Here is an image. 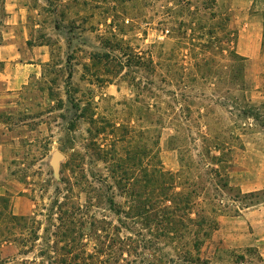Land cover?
Instances as JSON below:
<instances>
[{
  "label": "rangeland",
  "instance_id": "rangeland-1",
  "mask_svg": "<svg viewBox=\"0 0 264 264\" xmlns=\"http://www.w3.org/2000/svg\"><path fill=\"white\" fill-rule=\"evenodd\" d=\"M16 1L23 8L24 41L42 45L24 50V58L42 53L45 62L9 116L23 124L13 130L8 163L33 208L26 222L8 214L0 221V244H11L0 251V264L32 260L43 241L24 253L33 245L30 232L42 234L52 201L63 195L85 206L87 180L101 188L93 196L102 193L86 205L88 215L120 226L118 217L125 218L115 209L126 207L125 199L97 153L123 156L129 144L141 142L149 148L144 166L176 173L184 159L194 175L207 179L217 227L200 257L209 264H264V244H251L255 232L264 233V101H251L246 63L239 72L233 58L238 25H264V0ZM118 43L140 58L123 68L117 59L92 58ZM202 135L211 141L208 154ZM209 155L216 159L209 162ZM210 166L226 179L224 187L213 185ZM130 168L137 172V161ZM120 234L129 231L121 225ZM92 245L88 240L86 249ZM163 251L172 259L160 264H185L170 247ZM135 259L130 264L144 263Z\"/></svg>",
  "mask_w": 264,
  "mask_h": 264
},
{
  "label": "trees",
  "instance_id": "trees-1",
  "mask_svg": "<svg viewBox=\"0 0 264 264\" xmlns=\"http://www.w3.org/2000/svg\"><path fill=\"white\" fill-rule=\"evenodd\" d=\"M114 46L112 51L94 53L92 58L104 62L117 59V64L122 68L132 58H140L128 46L123 47L119 43ZM116 50L119 55H112ZM120 57H124L125 61H120ZM233 58L241 63L238 64L240 72L245 59L236 51L233 52ZM89 122L93 123V118ZM202 143L203 149L207 154L210 153L209 137L202 135ZM213 146L216 148L218 145ZM148 151V146L143 142L137 146L129 144L123 156H115V152L109 155L108 151L98 150V158L108 164L107 177L125 199L126 207L117 206L115 209L116 213L123 214L125 218L118 217L120 226L111 228L105 220L88 215L87 206L93 198L100 199L102 193L93 196L91 192L101 188H95L87 180L84 184L87 206L73 201L67 194L61 200L57 198L52 201L47 215L48 226L43 228L42 234L35 230L30 232L32 236L29 240H33V245L24 253L32 251L34 241L38 239L43 241V245L27 264H130L137 257L143 264H160L163 260L172 259L163 251L164 245L170 247L174 255L181 257L185 264H209L210 259L200 257V250L217 227L214 215L218 209L214 196H209L207 192V179L199 173L194 175V165L184 159H181L182 167L176 173L161 170L159 164L144 166L142 158ZM208 158L211 162L216 156L209 155ZM136 161L139 169L132 172L130 164ZM206 172L210 174L208 177L213 180V185L224 187L227 184L217 168L210 166ZM177 186L179 189L175 190ZM233 195L238 196V193ZM108 200L115 205L112 197ZM9 216L10 219H21L24 222L31 219L30 215ZM127 221L132 227H128ZM121 225L129 234H120ZM88 240L93 241L91 251L86 249ZM145 251L150 258L146 257Z\"/></svg>",
  "mask_w": 264,
  "mask_h": 264
},
{
  "label": "crops",
  "instance_id": "crops-1",
  "mask_svg": "<svg viewBox=\"0 0 264 264\" xmlns=\"http://www.w3.org/2000/svg\"><path fill=\"white\" fill-rule=\"evenodd\" d=\"M4 18L0 17V221L5 215L24 216L33 208V200L24 194V183L16 177L10 167L13 130L21 127L23 120L16 123L10 120L16 106L24 96V86L29 79L39 75L44 54L30 55L26 52L40 50L42 45H29L24 41L23 8L16 0H2ZM3 19V20H1ZM31 47V48H29ZM235 51L244 57L246 74L253 80L250 85V99L257 104L264 101V25H238L234 43ZM6 206V207H5ZM251 238V244H264V233ZM10 242L0 244V251L9 247Z\"/></svg>",
  "mask_w": 264,
  "mask_h": 264
},
{
  "label": "water",
  "instance_id": "water-1",
  "mask_svg": "<svg viewBox=\"0 0 264 264\" xmlns=\"http://www.w3.org/2000/svg\"><path fill=\"white\" fill-rule=\"evenodd\" d=\"M59 157H60V153L59 152H55L54 153V157H53V165H54L55 168L57 167V160L59 159Z\"/></svg>",
  "mask_w": 264,
  "mask_h": 264
}]
</instances>
